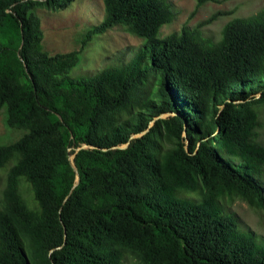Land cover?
I'll use <instances>...</instances> for the list:
<instances>
[{"label": "trees", "instance_id": "obj_1", "mask_svg": "<svg viewBox=\"0 0 264 264\" xmlns=\"http://www.w3.org/2000/svg\"><path fill=\"white\" fill-rule=\"evenodd\" d=\"M69 1L0 0V110L21 131L0 143V264H264L224 205L264 212V9L160 37L168 0H101L79 49L49 54L36 9ZM116 25L142 39L131 55L70 77Z\"/></svg>", "mask_w": 264, "mask_h": 264}, {"label": "rangeland", "instance_id": "obj_2", "mask_svg": "<svg viewBox=\"0 0 264 264\" xmlns=\"http://www.w3.org/2000/svg\"><path fill=\"white\" fill-rule=\"evenodd\" d=\"M176 11L174 20L159 30V36L178 31L184 23L195 25L210 16L211 21L202 25L203 35L217 39L223 24L233 17H247L264 9V0H217L207 1L195 8L196 0H168ZM40 19L42 46L49 54L77 50L86 30L98 24L102 17L101 0H70L62 8L36 9ZM142 39L131 34L122 25H116L104 33L94 36L81 52L79 63L70 69L72 78L93 74L109 62L112 57L128 58ZM111 60V61H110ZM260 126L256 129V141L264 145V105H259ZM167 114H162L165 117ZM151 124V122H150ZM21 134L20 130L6 126L4 111L0 110V143H12ZM5 183V169H0V199ZM227 210L233 213L239 227L264 238V212H255L241 199H226ZM127 264H143L135 253H128Z\"/></svg>", "mask_w": 264, "mask_h": 264}, {"label": "water", "instance_id": "obj_3", "mask_svg": "<svg viewBox=\"0 0 264 264\" xmlns=\"http://www.w3.org/2000/svg\"><path fill=\"white\" fill-rule=\"evenodd\" d=\"M70 163L72 164V158L70 157ZM76 180H78V176H76Z\"/></svg>", "mask_w": 264, "mask_h": 264}]
</instances>
